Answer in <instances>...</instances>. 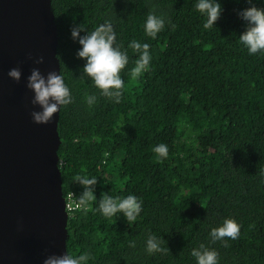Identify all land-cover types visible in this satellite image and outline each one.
I'll return each instance as SVG.
<instances>
[{"label": "trees", "instance_id": "trees-1", "mask_svg": "<svg viewBox=\"0 0 264 264\" xmlns=\"http://www.w3.org/2000/svg\"><path fill=\"white\" fill-rule=\"evenodd\" d=\"M50 1L56 57L73 97L57 125L63 197L82 194L74 176L97 178L90 208L67 210L66 251L87 253V264H196L191 252L204 244L218 252V264H264V53L249 55L238 39L248 0H217L223 11L210 29L198 0ZM253 4L264 8V0ZM149 13L165 21L155 39L145 35ZM106 21L129 56L120 103L79 78L86 61L71 37L73 26L91 32ZM132 40L148 43L151 55L150 70L135 82ZM87 95L97 97L92 107ZM161 143L168 155L158 161L153 148ZM102 193L136 196L137 220L104 217ZM225 219L240 225L227 247L210 237ZM149 235L169 252L150 255Z\"/></svg>", "mask_w": 264, "mask_h": 264}, {"label": "water", "instance_id": "water-1", "mask_svg": "<svg viewBox=\"0 0 264 264\" xmlns=\"http://www.w3.org/2000/svg\"><path fill=\"white\" fill-rule=\"evenodd\" d=\"M57 44L50 0H0V264H43L67 252L59 112L50 124H35L31 112L39 108L26 87L34 67L60 73ZM14 67L19 83L8 77Z\"/></svg>", "mask_w": 264, "mask_h": 264}, {"label": "clouds", "instance_id": "clouds-1", "mask_svg": "<svg viewBox=\"0 0 264 264\" xmlns=\"http://www.w3.org/2000/svg\"><path fill=\"white\" fill-rule=\"evenodd\" d=\"M252 6L239 12V17L246 22V30L239 36V42L247 49L249 55L264 53V8H258L253 4V0H248ZM197 11L206 17L203 27L210 29L214 27L222 14L221 4L217 0H198L195 5ZM165 21L163 17L154 13H149L144 25L145 35L155 39L164 29ZM175 25H173V28ZM86 33L81 35V33ZM71 37L78 41L80 48L76 55L78 59L86 61L80 79L89 78L94 87L99 90L102 97L108 98L115 103H120L123 95L125 82L121 77L122 71L129 63L127 51H122L121 46L116 44V33L110 21H106L91 32L83 25L71 28ZM138 58L134 62L128 75L130 82L137 81L144 73L150 70V45L132 40L128 45ZM31 59V57H29ZM39 65L44 63L41 56L34 60ZM8 77L19 83L22 78V71L19 67L11 68ZM27 89L33 94L31 104L38 107V111H32L31 117L37 125H47L53 121L62 107H67L73 103L70 89L65 84L64 76L61 73L50 71L46 75L42 74L39 68H32L27 77ZM85 101L89 107L97 102L95 95L85 96ZM158 161L166 158L168 147L159 144L153 148ZM74 183L83 187V192L78 198H74L73 204L76 208L88 210L90 204L96 201L94 196V186L97 184L96 177L87 175H76L73 177ZM98 211L106 218H111L117 213H122L128 223L137 220L142 211V201L134 195L127 197H113L109 194H101ZM254 227V225L250 226ZM240 236V225L233 219H225L221 226L213 228L210 232L211 241H225L224 247L228 244L225 238L237 240ZM165 241L155 235H149L146 241V251L151 255L154 253L167 254L168 247H162ZM130 247H135V241L130 242ZM196 264H218V252L200 244L191 252ZM89 256L87 253L74 255L66 252L63 255H48L43 260V264H87Z\"/></svg>", "mask_w": 264, "mask_h": 264}, {"label": "built area", "instance_id": "built-area-1", "mask_svg": "<svg viewBox=\"0 0 264 264\" xmlns=\"http://www.w3.org/2000/svg\"><path fill=\"white\" fill-rule=\"evenodd\" d=\"M65 209H66V212H67V210L68 211H72V210L78 209L73 204V199H72V195L71 194H69L67 196V198L65 199Z\"/></svg>", "mask_w": 264, "mask_h": 264}]
</instances>
